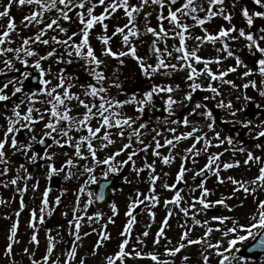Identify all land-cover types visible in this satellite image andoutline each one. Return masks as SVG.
I'll use <instances>...</instances> for the list:
<instances>
[{
    "label": "rangeland",
    "instance_id": "obj_1",
    "mask_svg": "<svg viewBox=\"0 0 264 264\" xmlns=\"http://www.w3.org/2000/svg\"><path fill=\"white\" fill-rule=\"evenodd\" d=\"M132 3H137L138 0H131ZM200 3H203L205 7H207L206 0H199ZM7 3V0H1L0 2V10H3V5ZM251 6L252 0L249 2ZM35 5H27L20 6L18 4H14L11 9V16L14 17L15 23L17 25V30L11 34L14 43L10 46L15 48L20 46L21 37H34L40 30L43 25L32 24L28 27H25L23 17L29 15L31 11L35 10ZM248 7V6H247ZM252 10V7H249ZM76 10H73L69 15L72 17L71 21H60L61 26L68 29L67 34L61 33L57 28L46 30V34L41 39H48L49 44L45 45L40 42L29 44L28 47L32 48L39 55H47L49 51L53 49L56 50V54L49 57L47 60L41 62L43 69L47 73L49 68L51 72L42 77V79H48L51 83L47 86H43L44 88H51L59 83L58 77L63 76L66 81V85L68 83L72 84L70 92L75 93L80 96L81 99H85L88 102L93 100L92 97L84 96V89L81 85L87 84L89 82L95 83L92 80V77L85 70L87 65L85 61L75 55L69 57L65 46L63 44H57L52 41V37L55 36L57 40H66L68 36H71L73 32L79 33L81 25L77 20ZM103 11V7H97L95 9V14L99 15ZM157 11L153 9L152 15L148 17L147 20L144 18L138 21V27L140 28V36L139 38H132L131 42L137 45L138 55L145 57L149 64H155L156 57L150 51V45L153 39H156L151 33L145 32V25H149L150 23H162L163 26L167 29H171V25L168 21H158ZM225 12H232L233 19L232 23L237 19V16L234 14V8L230 3L226 4ZM164 14L167 15L166 9H164ZM57 14L53 12H49L47 14L46 21H49L51 18L55 17ZM201 16L204 14L201 13ZM7 17L0 18V31L4 29L7 23ZM215 21H222L223 27H228L229 22L225 21L221 16L214 17L211 21L206 22L204 27L210 32L211 28L208 27L211 23ZM183 22L188 24H193L194 22L189 18L185 19ZM106 24L109 23H118V26H123L127 23L126 18L122 11H117L111 17H109L106 21ZM213 26V25H212ZM240 27L246 28V26ZM260 27H264V19L256 18L255 19V29H259ZM94 28H103L100 24H96ZM103 30V29H102ZM115 29L113 30V32ZM192 36H202L204 35L203 30L199 26H194L189 29ZM91 35H95L96 33L90 30ZM104 34V33H103ZM113 34V33H112ZM111 34V42L110 45H113L115 42L117 45H121L119 50L114 51L119 52L120 50H126V46L122 42V38L120 35L113 36ZM233 35H238V33H233ZM256 35L259 36L260 33L256 31ZM90 36V35H89ZM95 35L94 37L96 38ZM80 36L73 37V40L79 42ZM92 38V37H91ZM95 40V39H93ZM90 40L89 43L95 51V54L98 58L104 61V64L101 65L107 74L108 82L111 83L113 81L118 82L121 85V89L111 88L109 94L120 100L128 99L132 94L141 95L144 91H147L153 84L159 85H172L175 87L179 85V90L174 92L173 95L179 99L183 100V96L185 92H188L190 89L188 88V84L190 81L186 79L188 72L187 70L182 71H170L167 69H162L159 74H154L151 78H147L143 75V73L139 70L138 63L130 57H121L125 63L123 65L119 64V61L115 58L103 55V45L101 41ZM197 41L194 39H188L187 45L188 48L191 49L197 45ZM227 43L230 44L231 50L241 59L252 66L253 59L248 54L247 48L245 47V41L243 39L232 41L227 40ZM159 47L163 49L165 47V41H158ZM178 39H167V46L169 50L172 49L173 45H178ZM223 45L222 41H217L215 44L206 43L200 46L199 55L205 58H214L216 56L224 57L220 64H211L210 67L214 72H219L226 70L228 67L235 65V58L228 57L225 52L217 51V49L221 48ZM9 56H13V63L15 69L17 70H5L1 75L10 73H19L22 75L24 71H27L29 75L33 73H40L33 66V62L37 57H27L30 61L28 66H24L19 63V61L15 60L14 54L9 53ZM177 54L173 52L172 57H168L166 53L164 54V58L168 63H177L174 57ZM22 58L23 54H21ZM57 56L63 57L61 62H57ZM3 57H0V68H4ZM71 60V63L67 61ZM198 69H202L204 67L203 64L195 65ZM69 69V72L64 73L65 70ZM63 70V71H61ZM170 71L169 75H164V72ZM244 71L243 67H238L236 72L228 73V75L224 78L225 80H231L237 86L235 88L232 85L227 83H221L219 80L212 81V83L220 90L221 95H217L214 100H204L205 96L215 95L203 89L197 90L193 93V98L191 103L184 101V106H174V115L171 116V119L174 120H182L184 115L191 111V107L195 105L197 101H203V103L208 105V108L212 110L216 119V128L217 132L221 133V136H231L235 141L232 145H228L227 143L220 145L219 147L212 146L209 148L208 152L201 151L199 156H195L192 154H188L185 152V149L191 147V145L195 142L194 139H189L186 141L179 142L175 144L171 154L169 156L172 157V160L168 164L163 163L162 156L153 155V150L155 149V143L152 140V137L156 134L153 129L156 131H160L161 129H165L162 134L157 137L161 145H164V140L166 138L171 139L172 133L167 132V128L176 127L178 128L177 134L180 132L190 131L191 125L185 127L183 125L176 124H166L163 120L157 122L156 117H164L168 116V113L163 110V100L162 96L166 94H159L155 97L156 108H148V113L141 115L137 112L136 106L134 104L125 105L123 108V112L127 116L140 118L136 120V123L132 125V128H125V135L121 137L118 135L117 129H109L111 133V139L114 141L112 144H108L107 147H102V141L98 139L93 140V144L96 149V160L103 161L109 156L114 155L120 149L123 148V145L129 143V133L133 128H138L139 124L147 123V127L142 131L143 135L140 137L144 141L145 145H151L148 150L142 151L144 145H141L135 137L132 138L130 147L124 149L120 152L118 156H115V159L110 161L109 163L113 166H119L120 171L116 174L119 178L118 185L116 186L109 204L102 209H95L93 207V202L88 205L85 210V204H87L89 199L94 200L93 197L88 196V192H92V184H87L89 174L84 172V166L93 168V175L97 177V180L101 177L103 172L108 170L109 165L104 163H96L93 161L91 155L88 153L86 146H82V152L85 155V159H81L78 157H74V149L70 145H64L63 147H59L53 144L52 139L49 137H45L49 146L48 151L56 153L55 156V166L59 169L62 165H64V161L67 158L65 153H67L68 157H73L76 161L75 166L71 168V171L75 173L74 178L65 181L64 175H67L68 168L65 167V171L61 172L57 175H54L51 178H48L47 168L45 166V161L37 160L35 164L29 163V161L20 153L12 154L11 149H9V157L11 158V163L9 164V168L11 169L7 176H0V200H3L4 203H0V264H31V261L27 255L24 254L23 250L25 248H29L32 252L35 253L36 259H40L46 250L47 247V237L51 234L55 238V248L53 252L52 259L55 260L57 257L60 258L61 261L65 259V253L67 250L61 246V242L63 241L65 235L72 236L74 229L71 228L68 224L69 220L74 219L73 209L78 208L75 212L76 216H80L83 219L81 220V228H80V236L81 240L76 241L74 245L77 246V257L72 261V264H77L81 259L85 260V262H90L93 264H104L105 263V255H111L116 250H118V244L124 238L121 236V232L123 231L125 225L127 224L129 217L126 215L128 212V205L131 203L132 199L137 197V190L142 194L141 199L143 197L152 195L150 192L151 184H150V169L145 168V162L152 163L155 161V174H157L160 179L156 181L155 184V195L158 197V202L153 205L151 200H144L142 205H139L137 209L134 211L136 222L133 224L131 229V235L128 237L129 244L127 245V251L129 253L139 250L143 253L153 252L156 253L161 261H171V264H204L203 257H209V264H219V260L221 257L217 256L216 250L213 248H209L208 244H216L217 242H221L220 248L223 250L228 247V241L230 237H234L230 232L227 236L224 235V232L230 228L236 227L237 225H249L255 223L258 220L257 209H250L248 205H250L249 201L258 200L264 201V187H261L259 183L253 184L251 181L259 174V168L262 166L259 163L253 162L250 165H245L243 161L246 159V154L248 151H252L257 156H261L264 158V150L258 149L255 147L257 140L250 137L247 129L241 128L238 124L234 125L232 123H224V120L233 119L229 115V110L227 108H218L217 102L223 100L227 103L231 100L236 107H240L243 104V100L237 101L236 97L241 96L243 93H247L248 95L255 96L257 102H264L260 100L259 94L254 88L244 89L243 84L249 78H245L242 76V72ZM21 77V76H20ZM251 79H256L259 82L260 77L256 75L251 77ZM198 83L204 85L205 87L210 82L209 78L205 75H201L198 80ZM13 89V85H9L5 92L11 95ZM57 91H61L58 89ZM25 93H32V91H27ZM22 98V94L18 93L16 97L12 98V101L9 102H0V113H3L7 109L3 108V104L7 103L9 107L14 102H18L19 99ZM49 98L45 95L39 94L37 95V102L35 103V107L40 109L43 113L45 119L36 124L35 126V135L39 139L44 131V123L49 119V114L44 109L50 107L45 102ZM71 106L73 107V112L71 113L73 116H76L77 113H82L84 109L78 106L77 101L73 99L71 102ZM27 104L21 106V111H25ZM200 111H203L201 109ZM250 113H249V112ZM41 112L34 113L35 116H39ZM247 113L248 116L245 115ZM10 114V113H9ZM239 119H247L251 118L255 125H259L261 120H264V109H257L256 103H250L244 112L238 113ZM194 121H198L197 127L202 128V133L207 134L208 138L213 140V145L218 143L214 138V134L209 131L205 124L208 121L202 120L199 115H194L191 117ZM92 126H97V120L93 119L91 121ZM0 125H5L4 116L0 114ZM6 126V125H5ZM63 126V125H62ZM259 130V129H257ZM104 130L102 129V132ZM33 133H29L27 131H21L19 134V139L21 141L27 142L29 137ZM81 132L72 131L70 135L73 138V143L76 142V139L81 135ZM86 134V132L84 133ZM55 135V133H54ZM254 135V133H253ZM0 138H2V131H0ZM63 139V138H62ZM261 138L260 140H262ZM106 143V142H103ZM198 149H203L204 145L201 141L196 144ZM243 147L245 149L244 152L239 151L238 149ZM33 150L38 153L39 152L35 148V144L33 145ZM159 151V149H158ZM131 152H136V155L133 157L135 161L136 168H143L139 175L135 171H133L132 163L129 162L127 165H121L120 162L127 159L128 154ZM222 153L220 158V163L228 162L232 163L235 161H240L238 167H233L227 170H224L221 167L220 176L223 179V183H220L217 180V177L213 174V172L208 171V179L205 182H198L193 180V176L196 172L203 168L205 163L207 162V157L209 153ZM31 155V151L28 153ZM187 156L188 159L185 161L183 158ZM193 160L196 162L193 163ZM25 164L31 173L32 179L27 181H19L18 185L8 184L7 187L4 184H7L9 180L13 177L17 176V169L20 164ZM184 164L185 168L188 171L184 174V179L182 182V188L180 189L181 196L183 197L181 204L176 205L173 203L165 204V201H170L171 198L176 194L174 188H165L163 185L165 183L172 185L176 181V175L180 171L181 164ZM98 164H102L105 169L102 171H97L96 166ZM2 170V167H0ZM167 174V175H165ZM20 175H23L21 171ZM228 177H233L237 181H241L244 183V186L248 187L250 191L245 192L242 187L239 185L233 184ZM127 178V182L125 180ZM27 184V191L20 192L18 188H23ZM38 183V187L33 190V185ZM95 184V183H94ZM199 184H204V186L209 189V194L206 199L211 202H215L218 200H223V204H215L213 203V207L208 209H202V206L198 203V200L195 198H199L201 195L202 189L198 187ZM84 185L85 191L80 192V187ZM45 189H50L48 200L49 205L48 209L52 210V214L48 215V210L45 211L44 222H39V210L41 206V201L43 198V192ZM195 189V191H193ZM254 189V191H252ZM228 194L219 198V194ZM229 193H232L229 195ZM218 194V197H217ZM231 195L233 197H231ZM61 197V203L57 205L55 203L56 197ZM77 197H79V204L77 205ZM218 198V199H217ZM21 201H23L24 207L21 208ZM249 202V203H248ZM116 205V213L113 214L111 205ZM195 204V208L189 207L190 205ZM181 207L189 208V214L186 216L182 211ZM35 210L37 212V220L35 221L37 227L35 229L36 234L38 236L39 244H34L31 242V236L33 233V228L29 226V222L32 219V211ZM149 211L155 214L154 218L149 215ZM171 211L172 215L169 217L168 213ZM19 212V216L17 217L16 213ZM67 213V215H64ZM96 213H100L101 216L97 219L95 217ZM193 215L195 218L200 220V224H196L193 220ZM92 216L94 222H90L87 217ZM214 216H222L227 219L224 220H214ZM165 217H168V224L165 227V235L160 237V243L154 244L153 241L156 239V233L161 228L162 222L165 220ZM256 217V220L253 219ZM111 218V222L109 221ZM250 218V221L247 220ZM18 220V230L16 235V241L13 242V255L6 256L5 249L6 245L9 243L7 240V236L10 234L9 230L14 222ZM207 221V223H205ZM49 222H53L52 226H49ZM107 226L106 228L104 226ZM208 228H212V232L205 236V232ZM237 228V227H236ZM49 230L50 233H49ZM101 231L107 232L111 239L104 241L103 245L96 251L94 246L99 238V233ZM148 231L149 235L144 237L142 235L143 232ZM187 231L189 238L192 240H200L203 238V243H197L188 245L187 241H183L185 243V248L182 249L179 253L174 257H170L166 255L165 248H173L177 246L181 242V235L183 232ZM84 233H88V235H84ZM139 240H142L143 243H139ZM243 244L235 245L234 248L240 249ZM96 251V254L93 255V252ZM229 255L230 264H242L239 260L232 261L231 257L233 252L230 251L225 253ZM238 253H236L237 255ZM187 256L189 259L187 261L184 260V257ZM126 264H156L155 261H152L147 256L135 257L133 255H129L126 257ZM251 264V263H247ZM254 264H264V259L255 261Z\"/></svg>",
    "mask_w": 264,
    "mask_h": 264
},
{
    "label": "snow or ice",
    "instance_id": "obj_2",
    "mask_svg": "<svg viewBox=\"0 0 264 264\" xmlns=\"http://www.w3.org/2000/svg\"><path fill=\"white\" fill-rule=\"evenodd\" d=\"M207 7L204 6L203 3H200L199 0H181V4L177 5V0H138L137 3H132L131 0H7V3L3 5V10H0V18L7 17L6 26L2 31H0V57H3L4 68H0V73H3L5 70H17L15 69L13 63V56H9V53L14 54L15 60L19 61L20 64L24 66H28L30 61L27 57H37L33 62V66L40 71L42 77L48 75L51 72L49 68L46 73L42 67L41 62L47 60L49 57L56 54V50L53 49L49 51L47 55H39L32 48L28 47L29 44L40 42L42 44H49L48 39H41L45 34L46 30L57 28L61 33L67 34L68 29L61 26L60 21H71L72 17L69 15L73 10L75 11L77 20L81 25L79 33L73 32L71 36H68L66 40H57L55 36L51 39L57 44H63L67 51L69 57L75 55L76 57L81 58L85 61L87 65L86 71L92 77V80L95 83L89 82L87 84L81 85L84 89L85 97H92L93 100L88 102L85 99H81L79 95L70 92L72 87L71 83L66 85L65 78L63 76L58 77L59 83L50 89L45 87L39 90V94L47 96L49 99L45 102L50 105L49 108L44 109L43 111L49 114V119L44 123V131L42 136L38 139L35 135V126L37 123L44 121L45 117L40 109L35 107V103L37 102V92L32 93H24V80L29 76L27 71H24L17 80H8L7 82L0 85V102H9L12 101L13 97H16L18 93L22 94V98L19 99L18 102H14L11 104V107L7 103H4L2 106L4 109H7L3 113H0L4 116L5 125H0V131H2V138H0V176H7L8 172L11 170L9 168V164L11 163V158L9 157V149L13 155L16 153H20L23 155L29 163L35 164L37 160L45 161V166L47 168V177L51 178L54 175H57L61 172L65 171V167L69 170L67 175H64V180L68 181L74 178L75 173L71 171V168L75 166V159L73 157H68L67 153L65 156L67 157L64 161V165L61 168H57L55 166V156L56 153L45 150L42 154L35 152L33 150V145L39 143L41 145H45V137H49L52 139L54 145L63 147L64 145H70L74 149V157H78L81 159H85V155L82 152V146H86L88 153L91 155L92 159L96 163H104L108 164V170L103 172L102 175L107 177L108 174L117 173L120 171L119 166H113L109 162L115 159V156H118L121 151L130 147L132 138L135 137L136 140L144 145L142 151H147L151 145H145L144 141L140 139L143 135L142 131L148 125L147 123L139 124L138 128H133L129 133V143L123 145V148L120 149L117 153L112 156H109L103 161L96 160V149L93 144L94 139H98L102 141V147H107L108 144L114 143L111 139V133L108 131L109 129H117L118 135L123 137L125 135V128H132V125L136 123V120L140 117H132L127 116L123 112V108L125 105L134 104L136 106V110L141 115L144 114L146 109L153 108L155 109V97L161 93L166 94L162 96L163 100V110L168 113V116L164 117H156L157 122L161 120L164 123L168 124H176L183 125L188 127L191 125L190 131L178 132V128L171 127L167 128L166 131L172 133V138H166L164 140V145L174 147L175 144H178L182 140H186L189 138L194 139V143L191 147L185 149V152L188 154H192L195 156H199L201 151L208 152L209 148L212 146L219 147L227 143L228 145H232L235 141L233 138L229 136H221L220 132L215 130L216 128V119L214 113L208 105L203 103V101H197L194 106L191 107V111L184 115L182 120H174L171 119V116L174 115V106L180 105L184 106V101L191 103L193 98V93L197 90L203 89L215 95L205 96L204 100H214L217 95H221L220 90L212 83V81L219 80L221 83H227L232 85L233 88L237 87L233 81L225 80L224 78L228 75V73H233L237 71L238 67H243L244 71L242 72V76L247 79V81L243 84L244 89L254 88L259 94L260 100L264 101V27H260L259 29H255V19L260 18L264 19V0H252V4L254 5L253 9L250 10L247 6H241L240 0H231L232 7L239 8L240 15L242 19L247 24V29L241 27L237 28L235 24H232L233 14L232 12H225V7L227 4V0H206ZM14 4H18L21 7L25 4L31 6L35 5V10L31 11L29 15L23 17L25 22L24 26L28 27L32 24L43 25L40 28L39 32L34 37H21V44L18 47H11L10 45L14 43L11 34L17 30V25L15 23L14 17L11 16V9ZM168 5L167 15L164 14L165 5ZM97 7H103V11L99 14H95V9ZM157 11V20L158 21H168V23L172 26L171 29H167L161 23L159 28H153L149 25H145V32L151 33L156 39H153L150 45V51L155 55L156 62L155 64H149L145 57L138 55L137 45L131 42L132 38H139L140 36V28L138 27V21L141 16L144 17L145 20L148 19L152 15V10ZM55 12L57 15L51 18L49 21H46L47 14L49 12ZM117 11H122L124 17L127 20V23L123 26H117L115 31L113 32V36L120 35L122 38L123 44L126 46V50L122 51H114L111 46V37L107 35L108 25L105 21L115 14ZM204 15L201 16L200 14ZM221 16L225 21H228L231 25L228 28L220 27L219 31L216 33L209 32L205 27V23L211 21L214 17ZM191 19L194 23L188 24L183 22L185 19ZM100 24L104 29V35L98 36L97 38L101 41L103 45V55L115 58L119 61V64L123 65L125 61L120 59L121 57H130L138 63L139 70L143 73V75L147 78H151L154 74H159L162 69H167L170 71H182L187 70L188 75L186 79L190 81L188 84V88L190 89L188 92L184 93L183 100L177 99L173 93L179 90V85L173 87L172 85H159L153 84L147 91H144L142 96L137 94H132L128 99L120 100L112 97L109 92L111 88L121 89V85L118 82H108V77L101 65L104 64V61L98 58L95 54L94 49L89 43V35L90 30L96 25ZM199 26L204 35L202 36H192L189 29ZM258 31L260 33L257 36L255 33ZM233 33H238V35H233ZM80 36L79 42L73 40V37ZM178 39L179 44L173 45L172 49L169 50L167 46V39ZM188 39H194L198 43L195 47L189 49L187 45ZM243 39L245 41V47L247 48L248 54L252 57L253 63L252 66L246 64L240 56L236 55L232 50L227 40H240ZM164 40L165 47L161 49L159 47L158 41ZM217 41H222L223 45L221 48L217 49V51L225 52L228 57L235 58V65L228 67L226 70L214 72L210 67L211 64H220L224 57L216 56L214 58H205L200 56L199 48L201 45L206 43L215 44ZM173 52L177 55L174 59L177 63H168L164 58V54L168 57L173 56ZM23 54V57L21 56ZM63 57L57 56V62H61ZM71 63V60L67 61ZM203 64L204 67L202 69H198L195 65ZM18 71V70H17ZM63 71V70H61ZM170 71L164 72V75H169ZM201 75H205L209 78V83L205 87L204 85L197 82L198 78ZM259 75L260 80L257 82L256 79H251ZM40 83L42 85H49L51 81L48 79H41ZM13 85V89L11 95L5 92V89L9 87V85ZM61 89V91H57ZM75 99L77 101L78 106L82 107L84 111L82 113H77L76 116H73L71 113L73 112V107L71 106V101ZM237 101L243 100V104L240 107H236V105L229 100L225 103L223 100L217 102L218 108H227L229 110V115L233 118L231 120H224V123H232L234 125H239L243 129H247L251 138L259 141L261 138H264V120H261L259 125H255L251 118L247 119H239L238 113H242L248 107L250 103H256L257 109H264V102H257L255 96L248 95L247 93H243L241 96L236 97ZM27 104L26 110L21 111V106ZM203 109V111H200ZM41 112L39 116H35L34 113ZM10 113V114H9ZM194 115H199L202 120L208 121L205 124V127L211 131L214 136L213 138L218 142L213 145V140L209 139L207 134L202 133V128L197 127L198 121H194L191 119ZM93 119L97 120V126L93 127L91 121ZM63 125V126H62ZM102 129L104 130L102 132ZM259 129V130H257ZM21 131H27L29 133H33L27 142L21 141L19 139V134ZM72 131L81 132L82 134L76 139V142L73 143V138L70 135ZM156 134L152 137L153 142L155 143V149L153 150V155L160 156V152L158 151L163 145L159 142L157 137H159L165 129H161L160 131H156L153 129ZM86 132V134H84ZM55 133V135H54ZM254 133V135H253ZM63 138V139H62ZM203 142V149H198L196 144ZM106 142V143H103ZM50 147V146H48ZM255 147L258 149H264V143L257 142ZM241 152H244L245 149L243 147L238 149ZM31 151V155L28 153ZM136 155V152H131L128 154L126 160L121 161V165H127L129 162L132 163L133 171L139 175L143 168H136L135 161L133 157ZM222 153H209L207 157V162L204 167L199 169L196 174L193 176V180H196L198 176H202L205 173V170L213 172V174L217 177V180L220 183H223V179L220 176L221 167L224 170L238 167L240 161H235L232 163L223 162L220 163V158ZM185 161L188 159L187 156L183 158ZM172 160L171 156L165 155L163 156V163L168 164ZM196 161L193 160V163ZM256 162L261 164L262 166L259 168V174L251 181V183L256 184L259 183L261 187H264V158L261 156L255 155L252 151H248L246 154V159L243 161L245 165H250L251 163ZM145 168L150 169V192L152 195L143 197L141 199L142 194L137 190V197L132 199L131 203L128 205V212L126 215L129 217L127 224L125 225L123 231L121 232V236L124 237L120 243L118 244V250H116L111 255H105V264H126V257L129 255H133L135 257L147 256L152 261H155L156 264H171V261H161L159 256L156 253L148 252L143 253L139 250H135L131 253L127 251V245L129 244L128 237L131 235V229L133 224L136 222V217L134 211L137 209L139 205L144 203V200H151L153 205L158 202V197L155 193V184L156 181L160 179V177L155 174V161L152 163L145 162ZM21 171L23 175H20ZM188 171L182 163L180 166V171L177 173L176 180L182 181L184 179L185 172ZM84 172L88 173L87 184H94L97 182V177L93 175V168L84 166ZM167 175V174H165ZM32 179L31 173L25 164H20L17 169V176L13 177L8 181L7 184H4L5 187L8 184L18 185V182L23 180L27 181ZM229 180L232 181L233 184L239 185L243 188L245 192L250 191V189L244 186V183L241 181L235 180L233 177H228ZM127 182V178H125ZM2 183V181H0ZM165 188H175L176 185H169L165 183L163 185ZM33 190L38 187V183L34 184ZM199 188L202 189L201 195L199 198H195L198 200V203L202 206V209H208L213 207V203L215 204H223V200H218L215 202L208 201L206 199L209 194V189H207L204 184H199ZM104 186H101L100 193L95 196L97 200L104 199ZM18 191L24 192L27 191V184L23 188H18ZM80 192L85 191V186L82 185L79 189ZM195 191V189H193ZM254 191V189H252ZM50 189H45L43 192V198L41 201V206L39 210V222H44L45 211L48 210V215L52 214V210L48 209L49 205V196ZM94 193L89 191L88 196L93 197ZM183 197L180 192H176V194L171 198L170 201H165V204L173 203L176 205H180ZM93 201L89 199L87 204H85V210L89 204ZM0 203H4L3 200H0ZM55 203L59 205L61 203V197L57 196ZM79 204V197H77V205ZM24 207L23 201H21V208ZM113 214L116 213V205L112 204ZM189 207L195 208V204L190 205ZM78 208L73 209L74 219L69 220L68 224L71 228L74 229L75 240L80 241V228H81V220L83 219L80 216H76L75 212ZM181 211L187 216L189 214V208L181 207ZM258 220L256 217H253L256 220L255 223L250 225H240V228L244 230L245 234H237L234 238L228 241V247L221 250L220 244L221 242H217L216 244H208L209 248H213L216 250L217 256L221 257L219 260V264H230L229 255L230 251L233 252L231 257L232 261L239 259L240 261H245L244 256H238L236 253L239 252L238 248H234L237 245V242H244L247 239L251 238L256 240L257 236H259L258 241L252 245L253 248L264 249V232H261V229H264V201L258 202ZM17 217L19 216V212L16 213ZM67 215V213H64ZM149 215L154 218L155 214L149 211ZM172 215L171 211H169L168 216ZM101 216L100 213H96L95 217L98 219ZM90 222H94L92 216L87 217ZM214 220H224L226 217L222 216H214ZM37 220V212L35 210L32 211V219L29 222V226L33 228V233L31 236V242L34 244H39L38 236L36 234V223ZM193 220L196 224H200L201 221L195 218L193 215ZM111 222V218H109ZM207 223V221H205ZM168 224V217H165V220L162 222L161 228L156 233V239L153 241L154 244L160 243V237L165 235V227ZM107 227L106 225L104 226ZM18 230V220L14 222L9 230L10 234L7 236V240L9 243L6 245L5 255L11 256L13 255V242L16 241V235ZM51 230H49L50 233ZM212 232V228H208L205 232V236L209 235ZM238 233L236 227L230 228L224 232V235L227 236L229 233ZM84 235H88V233H84ZM144 237L149 235L148 231L142 233ZM111 239L110 235L101 231L99 233V238L94 246V249L98 251V249L103 245L104 241ZM48 243L45 250L44 255L40 259H36L35 253L32 252L29 248H25L23 250L24 254L27 255L31 261V264H72V261L77 257V246L73 245L70 251H67L65 255V259L63 261L57 257L55 260L52 259L54 248H55V238L49 234L47 237ZM187 241L188 245L203 243V238L200 240H192L189 238L188 232L185 231L181 235V242L173 247V248H165L166 255L170 257L176 256L182 249L185 248V243L183 241ZM139 243H143L142 240H139ZM96 251L93 252V255L96 254ZM189 257L185 256L184 260L187 261ZM204 264H209V257H203ZM13 264L15 262L13 261ZM79 264H85V260L81 259Z\"/></svg>",
    "mask_w": 264,
    "mask_h": 264
},
{
    "label": "water",
    "instance_id": "obj_3",
    "mask_svg": "<svg viewBox=\"0 0 264 264\" xmlns=\"http://www.w3.org/2000/svg\"><path fill=\"white\" fill-rule=\"evenodd\" d=\"M180 3H181V0H177V5H179ZM10 79H11L10 77L3 78L1 80V83H5ZM38 79L39 78L37 74L31 76L29 79L26 80L25 87L29 88L30 86H33L35 89H40V87L37 85ZM105 196H106V193L104 195V198ZM261 232H264V229H262ZM258 239H259V236H257L256 240H254L251 244L244 247L240 252V256H244L245 258H249V259H254V258H258L264 255V249L252 247V245L255 244L258 241Z\"/></svg>",
    "mask_w": 264,
    "mask_h": 264
},
{
    "label": "trees",
    "instance_id": "obj_4",
    "mask_svg": "<svg viewBox=\"0 0 264 264\" xmlns=\"http://www.w3.org/2000/svg\"><path fill=\"white\" fill-rule=\"evenodd\" d=\"M249 219H250V218H249ZM249 219L247 220L248 222H249ZM238 227L240 228V225H239ZM241 263H242V264H246L247 261H243V262L241 261Z\"/></svg>",
    "mask_w": 264,
    "mask_h": 264
}]
</instances>
